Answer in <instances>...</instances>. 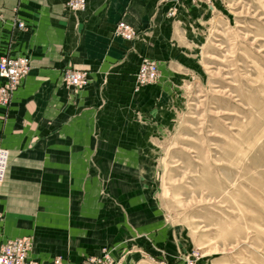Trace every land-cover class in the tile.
<instances>
[{"label":"crops","instance_id":"obj_1","mask_svg":"<svg viewBox=\"0 0 264 264\" xmlns=\"http://www.w3.org/2000/svg\"><path fill=\"white\" fill-rule=\"evenodd\" d=\"M67 1L0 0V46L32 61L9 109H0V144L10 151L0 186L3 235L35 236L30 258L43 264L56 255L81 264L104 247L120 264H145L157 225L146 198L135 197L131 181L140 175L131 165L140 163L134 149L150 128L141 116L159 92L136 90L134 66L148 56L164 67L182 51L189 17L177 0H88L83 12L67 10ZM18 14L27 29H13ZM122 20L137 39L114 35ZM68 67L88 71L90 85L67 89Z\"/></svg>","mask_w":264,"mask_h":264},{"label":"rangeland","instance_id":"obj_2","mask_svg":"<svg viewBox=\"0 0 264 264\" xmlns=\"http://www.w3.org/2000/svg\"><path fill=\"white\" fill-rule=\"evenodd\" d=\"M177 6L189 17L182 51L164 67L148 56L134 66L136 90L155 86L159 92L149 116H141L150 128L134 149L140 163L131 165L140 175L131 181L135 197L146 198L157 225L155 254L145 264H264V0H177ZM130 26L133 38L116 27L114 35L134 41L138 31ZM2 52L30 61V71L0 100V109H9L32 61L12 53L10 44L0 46ZM73 71L85 73L87 84L69 86L65 79ZM61 75L70 90L91 83L88 71L74 67ZM6 85L0 79V88ZM1 151L8 163L0 186L10 166L9 149L0 144ZM23 237L31 238L33 250L35 236ZM107 252L120 264L109 247L81 264Z\"/></svg>","mask_w":264,"mask_h":264},{"label":"built area","instance_id":"obj_3","mask_svg":"<svg viewBox=\"0 0 264 264\" xmlns=\"http://www.w3.org/2000/svg\"><path fill=\"white\" fill-rule=\"evenodd\" d=\"M88 0H68L66 8L69 11H85ZM18 10V9H17ZM176 11V10H175ZM174 11V12H175ZM171 12V15L174 14ZM13 27L17 29H27V19L17 15ZM116 33L131 39L135 35V30L126 22H121L116 27ZM30 71V61L26 57H12L6 52L0 55V79L7 83L0 88V100L5 101L10 93L17 87L21 79ZM66 83L72 87H82L87 84V75L81 71L69 72L66 77ZM0 183L4 180L7 169L8 155L0 152ZM4 213L0 210V264H43L32 260L30 253L33 248V242L29 237H20L15 239L4 238ZM47 264H67L61 258H54ZM82 264H113L109 253L102 257H88Z\"/></svg>","mask_w":264,"mask_h":264}]
</instances>
